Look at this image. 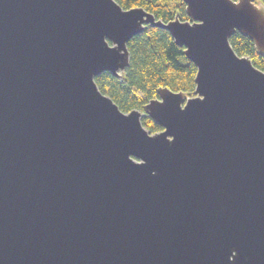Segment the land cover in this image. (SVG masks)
I'll return each instance as SVG.
<instances>
[{
    "label": "water",
    "instance_id": "95a60500",
    "mask_svg": "<svg viewBox=\"0 0 264 264\" xmlns=\"http://www.w3.org/2000/svg\"><path fill=\"white\" fill-rule=\"evenodd\" d=\"M163 22L115 0H0V264H264L262 0H182ZM165 29L193 95L121 111L127 43ZM162 129L152 133L142 116Z\"/></svg>",
    "mask_w": 264,
    "mask_h": 264
},
{
    "label": "trees",
    "instance_id": "16d2710c",
    "mask_svg": "<svg viewBox=\"0 0 264 264\" xmlns=\"http://www.w3.org/2000/svg\"><path fill=\"white\" fill-rule=\"evenodd\" d=\"M115 1L125 9L143 6L163 22L173 19L176 13H179L182 20L188 19L182 0ZM229 41L237 54L249 56L254 65L264 71V56L258 54L252 40L237 32ZM127 46L130 64L124 79L108 71L94 78L99 90L115 101L121 111H143L147 102L157 98L160 86L169 87L175 92L183 91L188 96L193 95L197 68L183 54L184 47L175 44L171 34L165 29L147 26L143 32L132 37ZM141 120L152 133L162 129L149 116L144 115Z\"/></svg>",
    "mask_w": 264,
    "mask_h": 264
}]
</instances>
